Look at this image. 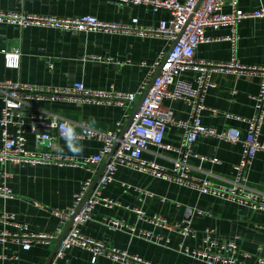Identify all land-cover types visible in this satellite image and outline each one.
<instances>
[{
  "label": "crops",
  "instance_id": "1",
  "mask_svg": "<svg viewBox=\"0 0 264 264\" xmlns=\"http://www.w3.org/2000/svg\"><path fill=\"white\" fill-rule=\"evenodd\" d=\"M238 5L249 11L264 5V0H238ZM225 10H229L228 6ZM0 11L55 17L92 14L106 21L125 22L137 17L140 25H156L160 19L168 17L163 9L155 12L144 5L118 0H0ZM236 30L237 39L232 44L222 38L231 33L229 27H207L205 34L210 40L197 46L195 56L198 59L225 62L234 53L242 65L264 66V17L243 18ZM166 48V40L155 35L73 33L41 25L22 27L0 22V80L59 87H68L75 81H81L93 89L112 85L117 91L136 94L143 79L149 75L151 65ZM13 50L20 53L19 64L17 67H7L4 51ZM90 55H100L105 60L97 61L91 59ZM194 75L195 72L189 70L183 77L191 80ZM211 80L214 86L205 93L204 104L217 109V112L204 109L202 121L216 128L234 126L244 134L247 124L243 119L254 113L252 97L258 91V75L217 70L211 73ZM137 102L138 99L125 102L124 105L114 101L95 104L67 98L33 102L19 112L24 122L26 147L30 150L49 149L59 156L76 158L94 154L101 146L95 139L63 136L56 137L50 147L39 144L32 129L36 114H55L66 119L72 128L86 123L106 131L115 129L120 122L122 131L135 112ZM163 104L173 111L175 117L187 118L189 106L186 102L165 99ZM1 106L0 98V112ZM8 129L14 131L13 126ZM47 131L50 135L55 134L53 129ZM181 135L179 128L169 126L164 141L175 146ZM261 138L264 139V123ZM192 151L195 155L188 161L193 175L216 184H227L233 177V165L240 159L242 145L240 142L201 136L194 142ZM142 155L169 169L176 153L149 147ZM210 158H216L217 161H211ZM103 163L92 171L85 167L51 162L35 165L0 163V171L8 174L6 183L14 195L12 198L0 196V233L3 230L9 233L22 231L14 227L13 220L4 219V215H11L15 221L26 225L27 231L56 235L46 242L32 243L29 249H23L12 236L0 239V264H45L70 220L63 219L54 211L67 214L81 182L88 177L93 181ZM246 178L248 186L264 191V151L255 154L246 170ZM100 197L114 199L119 205L109 208L97 204L90 220L81 226L82 232L152 263L204 264L200 258L185 253L183 248L201 247L202 231L206 227L212 228L221 240L236 238L239 247L253 256L264 253V212L252 210L248 205L225 197L200 193L191 187L126 166L118 167L114 180L101 189ZM131 208H140L150 215L159 214L171 225L189 220L197 230L196 236L183 237L173 228L154 227ZM110 219H120L125 225L114 227ZM128 225L135 226L136 233ZM140 228L152 231L154 237H142L137 233ZM2 254L5 257H1ZM249 261L254 263L253 257ZM63 262L125 264L101 255L92 261V254L80 247L68 249Z\"/></svg>",
  "mask_w": 264,
  "mask_h": 264
},
{
  "label": "built area",
  "instance_id": "2",
  "mask_svg": "<svg viewBox=\"0 0 264 264\" xmlns=\"http://www.w3.org/2000/svg\"><path fill=\"white\" fill-rule=\"evenodd\" d=\"M122 3L144 5L152 11L165 10L168 17L160 19L156 25H140L137 17L129 21H106L92 14H81L71 17H55L30 14L24 12L0 11V22L17 24L22 27L41 25L61 29L73 33L102 32V33H133L136 35H155L166 40L167 48L157 57L150 68L138 91H117L111 85L109 88L93 89L81 81H75L68 87L34 85L11 80H0V98L2 100L0 114V163L9 162L15 165L56 163L74 167H85L92 171L103 163L110 155L103 172L99 176L90 194L83 201L85 193L91 185L88 177L80 184V189L74 193L73 201L67 214L54 211L63 219L73 217L71 226L60 241L54 257L49 264H66L63 262L68 249L80 247L92 254V261L98 256H105L125 264H156L139 255L126 250L106 245L103 241L87 236L81 230L91 218L93 208L101 203L105 207L119 205L111 198L100 197L101 189L111 183L119 166L150 173L169 181L176 182L196 189L200 193L225 197L231 201L248 205L252 210L264 212V191L254 189L246 183V170L255 154L264 151V139L261 138V128L264 123V66H246L237 61L235 54L230 60L208 61L195 56L197 46L210 40L205 34L207 27L214 29L221 26L230 28V34L222 38L232 44L237 39L236 27L239 21L246 17H264V5L245 11L238 5V0H118ZM228 6L229 10H225ZM20 53L18 50L4 51L7 67H17ZM91 59L104 61L100 55H90ZM193 71V79L183 77L186 71ZM230 71L255 73L259 77V87L254 100V113L243 119L247 128L244 134L234 126L216 128L202 121L201 113L208 109L213 113L215 108L204 104L207 90L214 86L211 80L213 71ZM158 71V72H157ZM157 72V73H156ZM67 98L79 102L105 104L110 101L118 105L140 99V104L129 124L121 131V123L112 130L96 129L86 123L78 128H72L69 122L52 113L39 112L32 129L36 133L37 142L50 147L56 137L71 136L76 139H95L101 143L100 149L94 154L83 157L59 156L49 149L30 150L26 147L24 122L19 112L26 105L36 101H47ZM182 100L189 106L185 119L175 117L173 111L163 104V100ZM13 126L14 131L8 127ZM169 126H175L182 132L178 143H165L164 135ZM53 129L54 135L47 131ZM212 137L227 142H240L242 152L239 161L233 165V177L227 184H216L199 178L191 173L189 158L195 155L192 146L198 137ZM149 147L167 149L176 153L172 159L171 168H166L154 161L143 157V152ZM112 152V153H111ZM205 159V157H201ZM217 161L216 158H210ZM8 174L0 171V196L12 198V190L6 183ZM138 189V188H137ZM146 193H149L146 191ZM151 194V193H149ZM144 221L154 227L173 228L183 237H195L197 230L189 220L169 224L159 214H147L140 208H131ZM208 213V211H199ZM4 219L13 220L20 233H9L3 230L0 239L12 236L19 241L23 249H29L32 243L46 242L56 237L54 234L27 231L26 225L15 221L13 216L4 215ZM114 227H122L125 222L120 219H110ZM128 228L136 233L135 226ZM137 233L142 237H154L150 230L140 228ZM185 253L200 258L204 264H264V253L252 255L242 250L236 238L221 240L216 237L214 230L206 227L202 231V246L199 248H183ZM1 257H5L2 254ZM15 258V256H12ZM253 257L254 263L249 260Z\"/></svg>",
  "mask_w": 264,
  "mask_h": 264
},
{
  "label": "water",
  "instance_id": "3",
  "mask_svg": "<svg viewBox=\"0 0 264 264\" xmlns=\"http://www.w3.org/2000/svg\"><path fill=\"white\" fill-rule=\"evenodd\" d=\"M157 72H158V71H157ZM157 72H156V73H157ZM139 104H140V99H139L138 102H137V108H138V105H139ZM137 108H136V110H137ZM136 110H135V112H136ZM135 112H134V113H135ZM134 113H133V115H134ZM133 115H132V116H133ZM131 118H132V117H131ZM130 120H131V119H130ZM130 120H129V122H130ZM129 122L127 123V125L129 124ZM127 125H126V126H127ZM111 153H112V152H111ZM109 159H110V155H109L108 158L104 161L101 170L99 171V173L96 175V177H95V178L93 179V181L91 182L90 187L88 188L87 192L85 193V196H84V198H83V201L86 199V197L90 194V191H91V190L93 189V187L95 186V184H96V182H97V180H98V178H99V176H100L102 170L104 169V167H105V165L107 164V162L109 161ZM72 221H73V217L70 218V220H69V222H68V225H67L66 229L64 230V232L62 233V235H61L60 238L58 239V242H57L56 246L54 247V249H53L52 252L50 253V256H49V258L47 259V261H46L45 264H49L50 261L52 260V258L54 257L55 252H56V250H57V248H58V246H59V244H60V241H61L62 238L66 235V233H67L69 227H70L71 224H72Z\"/></svg>",
  "mask_w": 264,
  "mask_h": 264
}]
</instances>
